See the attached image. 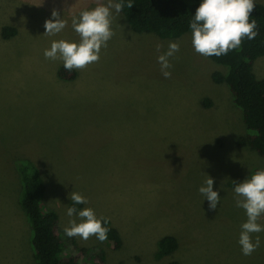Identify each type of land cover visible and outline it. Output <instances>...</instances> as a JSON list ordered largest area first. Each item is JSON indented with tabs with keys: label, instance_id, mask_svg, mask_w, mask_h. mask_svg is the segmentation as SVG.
Masks as SVG:
<instances>
[{
	"label": "rangeland",
	"instance_id": "rangeland-1",
	"mask_svg": "<svg viewBox=\"0 0 264 264\" xmlns=\"http://www.w3.org/2000/svg\"><path fill=\"white\" fill-rule=\"evenodd\" d=\"M98 2L107 4L0 0V264H37L20 205L21 161L40 170L46 208L58 214L63 233L75 191L89 202L82 209L109 221L123 242L115 249L109 240L73 237L68 255L76 246L103 250L107 264H264V231L252 234L260 247L242 254L246 215L236 206L233 183L264 169V158L238 144L246 135L241 111L228 87L213 81L225 69L194 50L191 32L179 39L138 34L112 9L114 35L98 62L74 69L75 79H60L63 62L45 58L53 40H79L72 16ZM53 9L67 26L47 36ZM6 28L16 34L5 38ZM169 42L180 50L165 78L156 44L164 52ZM254 72L264 79V57ZM207 175L220 196L215 210L199 192ZM258 223L264 226V216ZM166 236L179 248L158 260Z\"/></svg>",
	"mask_w": 264,
	"mask_h": 264
},
{
	"label": "trees",
	"instance_id": "trees-1",
	"mask_svg": "<svg viewBox=\"0 0 264 264\" xmlns=\"http://www.w3.org/2000/svg\"><path fill=\"white\" fill-rule=\"evenodd\" d=\"M121 2V0H116ZM202 0H123L121 11L133 32L150 34L160 39H179L191 32L190 20ZM132 3L131 8L127 7ZM257 23L258 35L248 40L245 38L239 48L227 55L209 57L216 65L225 69L215 72L213 81L225 84L232 96L234 105L241 111L246 127V135L239 138L241 147H248L264 158V79H259L254 72L255 62L264 57V5L255 3L250 21ZM15 29H4V37L11 38ZM62 80L71 81L77 77L63 68L59 71ZM18 172L22 184L20 205L32 230L31 244L37 264H107L103 250L85 249L75 246L76 253L67 254L73 238H66L60 229L58 214L46 208V185L38 167L29 161H21ZM78 210L83 205H74ZM108 239L115 249L123 245L119 232L107 221ZM69 242V243H68ZM75 245V244H74ZM157 259L162 260L173 255L179 248L178 240L166 236L157 245ZM171 264H180L172 262Z\"/></svg>",
	"mask_w": 264,
	"mask_h": 264
},
{
	"label": "clouds",
	"instance_id": "clouds-1",
	"mask_svg": "<svg viewBox=\"0 0 264 264\" xmlns=\"http://www.w3.org/2000/svg\"><path fill=\"white\" fill-rule=\"evenodd\" d=\"M124 6L123 0L117 3L107 0V4L98 2L94 8L81 10L78 15H73L71 24L79 40H53L50 48L44 51L45 58L61 60L64 69L70 73L74 69H84L98 62L101 48L107 47V42L114 35L111 29V10L115 9L119 14ZM132 6V3L127 4L128 8ZM254 8L255 0H202L189 22L194 50L205 57H220L239 48L245 38L254 39L258 35L256 21H250ZM66 26L67 21L53 9L51 18L45 20L44 35L54 36ZM162 48V44H156V51L159 53L157 62L160 64L162 75L170 78L169 69L173 67L170 58L179 52L180 45L177 42H169L167 51L161 52ZM213 183V179L207 175L199 192L207 198L209 207L215 210L220 196L213 190ZM233 183L236 206L245 210L246 215V221L240 226L238 243L242 254L251 255L260 247L259 236L253 242L252 234L264 231V226L258 223L261 216H264V169L257 170L242 182ZM69 198L74 205L89 203L86 197L75 191L69 194ZM66 215L70 218L64 227L67 237H80L83 241H88L95 236L101 243L108 239L109 228L103 226L107 221L98 218L92 208L78 210L77 207L71 206L67 208Z\"/></svg>",
	"mask_w": 264,
	"mask_h": 264
}]
</instances>
